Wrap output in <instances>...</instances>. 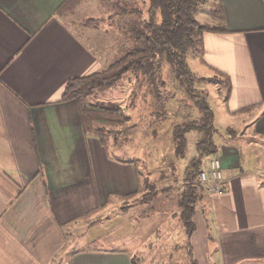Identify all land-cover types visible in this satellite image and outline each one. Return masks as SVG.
I'll return each instance as SVG.
<instances>
[{
    "label": "crops",
    "instance_id": "1",
    "mask_svg": "<svg viewBox=\"0 0 264 264\" xmlns=\"http://www.w3.org/2000/svg\"><path fill=\"white\" fill-rule=\"evenodd\" d=\"M64 1L0 0V264H264V0H220L228 33L203 36L199 63L228 78V114L245 116L252 140L213 136L227 189L197 199L190 235L168 198L134 202L139 161L110 156L77 102L60 101L69 80L121 57L134 15L86 0L58 16ZM135 90L139 111L155 106ZM97 100L87 104L104 108ZM110 205L120 216L96 238Z\"/></svg>",
    "mask_w": 264,
    "mask_h": 264
},
{
    "label": "rangeland",
    "instance_id": "2",
    "mask_svg": "<svg viewBox=\"0 0 264 264\" xmlns=\"http://www.w3.org/2000/svg\"><path fill=\"white\" fill-rule=\"evenodd\" d=\"M94 5L104 12L119 13L122 10H139L142 13L141 19H146L148 16V0H98ZM217 5L218 0L197 2L193 18L203 25L215 26L217 23L213 15L217 10ZM155 57H160V54ZM200 59V50H192L188 53L186 68L189 71V76L184 77V86L181 91L180 86L171 75L170 67L165 64L162 70L161 80L164 85L161 91L166 94L167 101L165 102L162 96L163 102L158 101L157 105L148 108L145 112L139 111L138 105L140 104L141 107V103L136 99L134 101V94L137 91L135 86H138L139 83L138 74L134 77L132 74H127L113 86L96 90L86 99L87 101L89 97H92V100H97L102 96L104 103L99 101L96 103L98 106H104L106 109H119L130 118L128 129L123 132L114 130L115 133H111L106 138L108 154L118 160L135 159L139 161V182L144 193L155 190L156 194L151 202L168 198V206L171 205L172 213L176 216H178L175 208L178 194L184 190L180 172L193 156H197L195 142L204 135V132L197 130L180 135L186 139V145L182 157H177L174 151L181 138H175V130L187 122L202 120L204 118L202 105L204 104L211 109L214 116V140L237 145L240 148H245L244 143L247 140H252L245 116L238 114L232 117L228 114L227 86L224 79L200 64ZM186 91L189 92V96L186 95ZM141 93L138 91L140 98H142ZM158 93L162 94L160 91ZM146 100L149 101V98ZM142 101L143 99H141ZM142 107H146L145 104ZM140 113L142 114L140 115ZM206 159V157L202 158V168ZM195 186L202 190H197V198L201 194V199L208 195L206 190L199 185L198 180H196ZM102 215L104 218L99 219L102 223H99L96 228L94 227L92 232L96 238L117 223L116 218L120 216V212L110 205L106 211H102ZM83 235L84 227H80L68 240L78 247L83 243ZM97 246L101 245L97 243L93 245V248Z\"/></svg>",
    "mask_w": 264,
    "mask_h": 264
},
{
    "label": "trees",
    "instance_id": "3",
    "mask_svg": "<svg viewBox=\"0 0 264 264\" xmlns=\"http://www.w3.org/2000/svg\"><path fill=\"white\" fill-rule=\"evenodd\" d=\"M84 1L86 0H65L55 12L58 16H70ZM199 1L203 0H148L149 8L146 19H141L142 13L139 10H122L135 17L126 33L130 40L129 47L123 50L119 59L104 70L86 77L69 80L61 96V102H77L84 133L93 134L101 142H105L111 133H115L116 130L123 132L130 127V125L128 126L130 118L123 111L91 107L86 101L92 92L113 86L127 74H138V86L145 88L149 95L155 97V105H157L158 101L163 102L162 96L165 102L167 101L166 94L161 91L164 85L161 80V69L166 64L170 67L171 75L180 86L181 91L184 86V77L189 76V71L186 68L188 53L198 49L201 51L202 57L205 33H228L221 1L218 0L217 10L213 15L217 24L212 27L203 25L193 18L195 5ZM158 54L160 57H155ZM222 77L225 78L228 96L231 91L229 80L223 74H221ZM186 95L189 96V92L186 91ZM202 113L204 116L202 120L182 124L174 133L176 139L181 138L174 154L177 157H182L186 139L180 135L197 130L204 132V135L195 142L197 156H193L180 172L184 190L178 194L177 205L180 210L179 219L188 235L192 234L195 229L192 221L196 211L195 203L197 199L201 200L202 198V194L197 198V190H202L195 186L198 174L203 169L202 158L214 156L217 152L213 141L215 133L213 113L204 104ZM151 191L144 193L142 189L141 193L136 194V196L139 194V197L134 202L138 204L150 203L156 194L154 189L153 192Z\"/></svg>",
    "mask_w": 264,
    "mask_h": 264
},
{
    "label": "built area",
    "instance_id": "4",
    "mask_svg": "<svg viewBox=\"0 0 264 264\" xmlns=\"http://www.w3.org/2000/svg\"><path fill=\"white\" fill-rule=\"evenodd\" d=\"M206 158V167L198 174V183L208 195H222L227 187L224 181L221 159L215 155Z\"/></svg>",
    "mask_w": 264,
    "mask_h": 264
}]
</instances>
